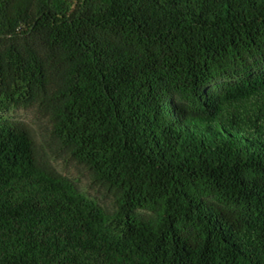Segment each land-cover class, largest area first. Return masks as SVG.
Wrapping results in <instances>:
<instances>
[{"label":"trees","instance_id":"obj_1","mask_svg":"<svg viewBox=\"0 0 264 264\" xmlns=\"http://www.w3.org/2000/svg\"><path fill=\"white\" fill-rule=\"evenodd\" d=\"M0 264H264V0H0Z\"/></svg>","mask_w":264,"mask_h":264},{"label":"rangeland","instance_id":"obj_2","mask_svg":"<svg viewBox=\"0 0 264 264\" xmlns=\"http://www.w3.org/2000/svg\"><path fill=\"white\" fill-rule=\"evenodd\" d=\"M14 119H18V120H21L23 122H25L26 124L30 125V126H34V116L32 113L30 112H17V113H14L12 114V116ZM59 169L63 172H67L69 173L70 175L76 177V178H79L80 179V182H81V186L86 189L90 194L92 195H97V193L95 192V190L93 189H90L89 188V185H88V182L87 180L80 176L79 172L73 168L72 166L70 165H64V164H59Z\"/></svg>","mask_w":264,"mask_h":264}]
</instances>
